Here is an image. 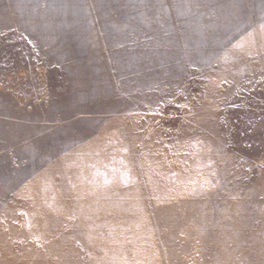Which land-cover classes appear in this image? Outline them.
Masks as SVG:
<instances>
[{"label": "rangeland", "instance_id": "obj_1", "mask_svg": "<svg viewBox=\"0 0 264 264\" xmlns=\"http://www.w3.org/2000/svg\"><path fill=\"white\" fill-rule=\"evenodd\" d=\"M0 115V264H264V0H0Z\"/></svg>", "mask_w": 264, "mask_h": 264}, {"label": "crops", "instance_id": "obj_2", "mask_svg": "<svg viewBox=\"0 0 264 264\" xmlns=\"http://www.w3.org/2000/svg\"><path fill=\"white\" fill-rule=\"evenodd\" d=\"M45 80H46V83H45L46 84V95H47V98H49V75H46ZM3 92H5V91H3ZM18 95L19 94L17 92H14L13 97L15 99H17V100H20ZM44 107L47 110L49 108V102H46ZM37 108H39V107H37ZM37 108L34 107V106L33 107H27V108H25V112L24 113L26 114V116L27 115L31 116L33 111L35 109H37ZM13 121H14V124L18 123L19 127L20 126H27V127H30V126H35L36 127L37 126L38 128L41 127L42 131L40 133H37V134H34V135H29L30 138H29L28 142L36 141L37 139L43 137L49 131V128H48L49 127V122H35V121H33L31 119H28L26 117L25 118H20V119H13ZM7 124H10V123H3L2 122V117L0 115V147H1L2 142H3V139H1V138L3 137V132L5 130V125H7ZM16 144H17V146H21L22 141L19 140ZM16 144H15V146H16Z\"/></svg>", "mask_w": 264, "mask_h": 264}]
</instances>
